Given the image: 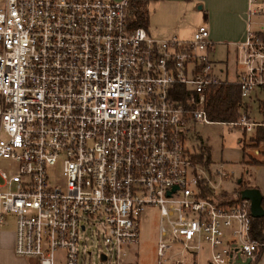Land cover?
Here are the masks:
<instances>
[{
    "label": "built area",
    "instance_id": "built-area-1",
    "mask_svg": "<svg viewBox=\"0 0 264 264\" xmlns=\"http://www.w3.org/2000/svg\"><path fill=\"white\" fill-rule=\"evenodd\" d=\"M130 12L131 0H0V157L17 162L0 166V226L15 214L14 251L37 264H88V227L100 264H126L142 213L157 207V264H186L206 245L209 264L253 259L264 242L250 199L218 188L229 171L186 141L193 123L215 122L206 90L222 80L242 96L228 124L257 125L264 2L250 0L235 79L217 72L206 24L190 39L157 37Z\"/></svg>",
    "mask_w": 264,
    "mask_h": 264
},
{
    "label": "rangeland",
    "instance_id": "rangeland-1",
    "mask_svg": "<svg viewBox=\"0 0 264 264\" xmlns=\"http://www.w3.org/2000/svg\"><path fill=\"white\" fill-rule=\"evenodd\" d=\"M264 2V0H259ZM254 16V20H256ZM260 23H253L257 25ZM173 36V35H172ZM168 36V37H172ZM241 41V40H239ZM211 57L216 60V66H224L225 77L229 79H235V70L238 66L236 62V51L233 45L230 47V51L223 44H217L211 54ZM227 60V62H225ZM227 66V69H225ZM259 98H264V93L257 91ZM256 94V92H255ZM259 100L250 102L249 114L253 119H260L262 114L259 111ZM190 136L186 143L189 147H194L199 152L203 150V153L210 155L211 167L213 169L226 168L230 173V178L222 181L218 188H225L232 190L233 188H239V179L242 174L245 173V177L249 174L246 172V168L239 161L242 142H239V138L242 136L240 130L233 129L228 123L223 122H202L197 121L191 125ZM256 127V126H255ZM255 130V128H254ZM247 131L243 139L250 141V136L253 131ZM255 154L254 150H250ZM230 159L225 161V159ZM17 162L11 158L0 157V166L9 170H14ZM254 167H250V173L254 175ZM251 177L249 174L248 177ZM54 180L61 179L59 174H53ZM53 180V181H54ZM157 207H149L144 210L140 217V229L141 238L140 244L137 245V254L134 261L136 264H155L157 261V236H158V221L159 212ZM16 229V216L12 212H8L5 215V222L0 226V245L6 243H13L14 232ZM81 240L89 249L93 250V254L87 257L88 264H100L99 263V251L104 247L102 241L99 239L95 228H90L86 231H81ZM1 247L0 249V264H21L15 260V253L11 252L10 248ZM63 251H58V255H62ZM14 254V255H13ZM204 256V255H203ZM202 257V255H201ZM27 260L30 258L27 257ZM34 259H32L33 261ZM82 260V256L81 259ZM202 264V263H201ZM204 264V263H203Z\"/></svg>",
    "mask_w": 264,
    "mask_h": 264
},
{
    "label": "crops",
    "instance_id": "crops-1",
    "mask_svg": "<svg viewBox=\"0 0 264 264\" xmlns=\"http://www.w3.org/2000/svg\"><path fill=\"white\" fill-rule=\"evenodd\" d=\"M249 4L250 0H148L149 22L146 28L152 35L157 37L175 35L181 39H190L197 26L204 23L210 29V36L214 41V47L217 44H223L229 52L230 47L233 45V49L235 47L236 51L235 42L245 39L247 35ZM257 18L263 19L264 17L257 16ZM214 62L217 63L216 60H214ZM225 62H227V60H225ZM225 69H227V66ZM216 70L221 76L225 77L223 75L225 71L223 65L222 69L220 66H216ZM236 72L237 68L235 70V75ZM257 100H260L259 95L256 97L253 96L250 99V102ZM250 102L248 103V116L258 124L262 121L263 115L260 119H253L249 114V109L251 107ZM232 128L240 130L242 136L238 137V140L239 142H243V137L247 132L240 127L232 126ZM249 149L254 150L255 155H259L260 153V147L249 146ZM229 160L230 159L228 158L225 159V161ZM242 160L243 150L241 148L239 161L245 167ZM249 167H254L255 170L254 175L250 173L251 177L249 176L248 179L251 184L260 188L263 195L264 206V164H254ZM14 239L15 232L13 243L2 244L0 245V249L1 247L6 246L5 248H10L11 252L15 253ZM136 248L137 246H134L130 249L126 264L138 263L137 260L134 261L133 258L136 257L137 254ZM258 254L255 264H264V245ZM14 258L21 264H37L35 258L27 260V257L19 256L17 254ZM32 259L34 260L32 261ZM186 261V264H209L210 249L208 245L204 246L196 257L189 256ZM155 264H157V261Z\"/></svg>",
    "mask_w": 264,
    "mask_h": 264
},
{
    "label": "trees",
    "instance_id": "trees-1",
    "mask_svg": "<svg viewBox=\"0 0 264 264\" xmlns=\"http://www.w3.org/2000/svg\"><path fill=\"white\" fill-rule=\"evenodd\" d=\"M130 19L133 26H147L149 22L148 0H131ZM264 89V88H263ZM264 91V90H263ZM207 100L206 109L209 117L215 122L230 123L239 119L241 115L240 102L242 99L240 86L235 81L222 80L210 85L206 90ZM260 112L263 119L255 127L250 136V141L243 140V164L246 172L250 174V165L264 164V98L259 100ZM249 146L260 147L259 155L250 151ZM203 150L197 154L203 158ZM210 159V155H208ZM248 174V175H249ZM248 175L242 174L239 180V191L245 187H257L250 183ZM252 234L254 237L264 242V215L260 217L253 216ZM257 254L250 264H255L258 258Z\"/></svg>",
    "mask_w": 264,
    "mask_h": 264
},
{
    "label": "water",
    "instance_id": "water-1",
    "mask_svg": "<svg viewBox=\"0 0 264 264\" xmlns=\"http://www.w3.org/2000/svg\"><path fill=\"white\" fill-rule=\"evenodd\" d=\"M241 180V178L239 179ZM242 197L248 198L251 201V210L254 217H260L264 215L263 195L259 187H245L241 189ZM251 257L243 258L239 255L236 258V262L239 264H250Z\"/></svg>",
    "mask_w": 264,
    "mask_h": 264
}]
</instances>
